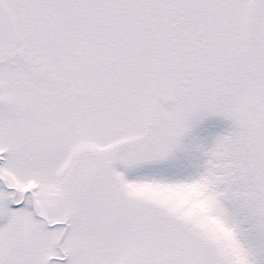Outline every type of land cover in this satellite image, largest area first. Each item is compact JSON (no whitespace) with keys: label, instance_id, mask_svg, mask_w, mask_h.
I'll use <instances>...</instances> for the list:
<instances>
[{"label":"snow or ice","instance_id":"6c2138e0","mask_svg":"<svg viewBox=\"0 0 264 264\" xmlns=\"http://www.w3.org/2000/svg\"><path fill=\"white\" fill-rule=\"evenodd\" d=\"M0 264H264V0H0Z\"/></svg>","mask_w":264,"mask_h":264},{"label":"rangeland","instance_id":"374dc122","mask_svg":"<svg viewBox=\"0 0 264 264\" xmlns=\"http://www.w3.org/2000/svg\"><path fill=\"white\" fill-rule=\"evenodd\" d=\"M220 130V125H217L215 128H213V131H219Z\"/></svg>","mask_w":264,"mask_h":264}]
</instances>
